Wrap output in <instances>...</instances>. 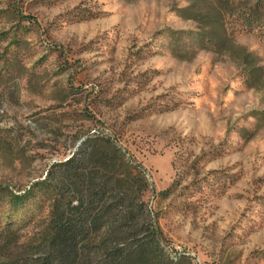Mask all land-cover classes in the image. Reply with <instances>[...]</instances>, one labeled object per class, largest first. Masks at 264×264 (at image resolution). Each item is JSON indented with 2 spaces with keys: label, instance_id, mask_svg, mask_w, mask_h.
Masks as SVG:
<instances>
[{
  "label": "rangeland",
  "instance_id": "1",
  "mask_svg": "<svg viewBox=\"0 0 264 264\" xmlns=\"http://www.w3.org/2000/svg\"><path fill=\"white\" fill-rule=\"evenodd\" d=\"M92 142L145 176L165 258L264 264V0H0V264L35 262L48 172Z\"/></svg>",
  "mask_w": 264,
  "mask_h": 264
},
{
  "label": "trees",
  "instance_id": "2",
  "mask_svg": "<svg viewBox=\"0 0 264 264\" xmlns=\"http://www.w3.org/2000/svg\"><path fill=\"white\" fill-rule=\"evenodd\" d=\"M88 149L97 156L89 166L84 159ZM111 149L108 142L85 143L78 156L73 154L48 172L47 177L57 181L51 188L55 199L47 239L40 245L33 243L40 253L31 255L33 264H175L164 257L145 209V176ZM41 183L47 189L46 180ZM35 195L33 189L12 194L10 202L23 205ZM10 235L19 238L18 228L0 227L2 245L10 242Z\"/></svg>",
  "mask_w": 264,
  "mask_h": 264
}]
</instances>
